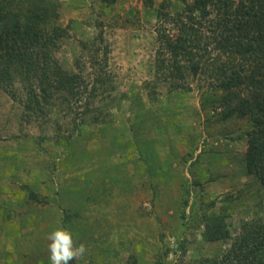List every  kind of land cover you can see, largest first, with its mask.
Masks as SVG:
<instances>
[{"label": "rangeland", "instance_id": "374dc122", "mask_svg": "<svg viewBox=\"0 0 264 264\" xmlns=\"http://www.w3.org/2000/svg\"><path fill=\"white\" fill-rule=\"evenodd\" d=\"M152 1L56 0V24L68 30L57 58L89 86L73 110L54 100L29 121L19 80L13 89L0 87V205L29 219L55 203L38 191L53 194V188L58 197L66 182L80 207L55 208L62 228H72L74 243L87 248L69 264H196L230 244L206 242L199 223L205 212H229L232 237L243 221L264 215V188L245 168L251 119L226 117L222 91L207 71L177 83L189 90L157 73V11L166 0ZM183 8L174 0L170 10ZM100 30L108 46L105 68L92 45H101ZM87 195L106 198L101 221L111 228L77 239L76 219L79 227L97 211L83 206ZM5 229L0 250L18 248L11 226ZM2 254L0 264H17L16 254Z\"/></svg>", "mask_w": 264, "mask_h": 264}, {"label": "trees", "instance_id": "16d2710c", "mask_svg": "<svg viewBox=\"0 0 264 264\" xmlns=\"http://www.w3.org/2000/svg\"><path fill=\"white\" fill-rule=\"evenodd\" d=\"M173 1L166 0L157 11L156 71L183 90L189 88L178 82L205 71L211 74L222 91L226 117L251 119L245 168L264 188V0H176L184 5L177 13L170 10ZM58 9L56 0H0V87L13 89L19 80L29 121L44 115L54 100L73 110L89 88L80 74L66 71L57 58L68 36V30L56 24ZM97 37L101 45H92L96 55L102 53L105 68L108 46L103 30ZM29 197L45 203L32 192ZM216 205L210 202L209 208ZM229 217L224 210L199 218L206 242L230 244L221 254L199 258L196 264H264V215L243 221L234 237ZM170 252L166 249L165 258Z\"/></svg>", "mask_w": 264, "mask_h": 264}, {"label": "crops", "instance_id": "0c3cea01", "mask_svg": "<svg viewBox=\"0 0 264 264\" xmlns=\"http://www.w3.org/2000/svg\"><path fill=\"white\" fill-rule=\"evenodd\" d=\"M65 161V160H64ZM67 162V161H66ZM66 162H64L62 170H66ZM106 174V173H102ZM62 175V173H61ZM13 176V174L11 175ZM47 176H50L49 174ZM114 178L115 175L111 174L109 176L103 175L102 178ZM85 178V177H84ZM88 180V178H87ZM71 188V187H70ZM68 188L67 190V183L64 182L63 186L61 187V192L59 193V198L55 196L56 192L55 190L50 189V192H54L53 194L47 193L46 191L39 190L38 192L42 196H48L50 201H55L52 208L49 206L37 208L36 215L31 216L29 219H23L21 220L18 216L11 215L14 213V211L7 212V210L4 211L3 204L0 205V226L3 228L0 229V233L5 232V228H7L8 225L11 226L13 230V236L10 238L15 243H18V248H14V250L9 249V251L0 250V254L4 255H12L16 254V261L17 264H20L22 261H30L33 260L35 262L39 261L40 264H51V261L48 259V252H47V245L49 241L47 240V236L50 232L57 228H62V220L63 217L61 215L60 210L55 208L56 206L60 205V208H66V209H74L79 208L80 206L74 202V196H71L72 189ZM90 196V197H89ZM46 198V197H45ZM80 198V197H78ZM103 199H100L99 197H96L94 195H87L85 197V204L83 206H86L89 208L93 207V209L97 210L96 215L94 219L85 220V223L82 221L80 226L78 227L80 221L79 219H76L75 224L77 223V228L75 229L74 236L77 239H81L82 235L83 237L88 236H96L97 232L101 233V230L105 226L104 222L101 221V217L105 216V211L101 209L100 206H103ZM15 206H17V200L11 199ZM59 200V201H58ZM57 201V202H56ZM5 209L12 210L11 206H6ZM81 210V209H80ZM80 212V211H79ZM11 215V216H10ZM76 226V225H75ZM106 227V226H105ZM107 229H110L109 227H106ZM2 229H5L2 231ZM72 228H70L71 231ZM69 230V229H68ZM84 230L86 235L81 234V231ZM95 232V233H94ZM2 237V236H0ZM6 246V245H5ZM2 254V255H3Z\"/></svg>", "mask_w": 264, "mask_h": 264}, {"label": "clouds", "instance_id": "9594fccd", "mask_svg": "<svg viewBox=\"0 0 264 264\" xmlns=\"http://www.w3.org/2000/svg\"><path fill=\"white\" fill-rule=\"evenodd\" d=\"M48 259L51 264H69L70 261L82 259L87 252L86 246L76 245L72 233L64 228H57L47 236Z\"/></svg>", "mask_w": 264, "mask_h": 264}]
</instances>
